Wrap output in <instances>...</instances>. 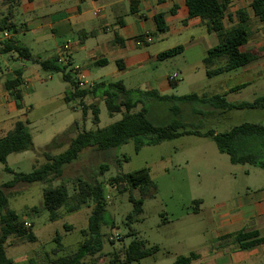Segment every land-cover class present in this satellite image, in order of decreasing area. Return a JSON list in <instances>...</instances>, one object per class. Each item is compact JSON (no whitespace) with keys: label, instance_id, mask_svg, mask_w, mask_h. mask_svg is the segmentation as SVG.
<instances>
[{"label":"rangeland","instance_id":"1","mask_svg":"<svg viewBox=\"0 0 264 264\" xmlns=\"http://www.w3.org/2000/svg\"><path fill=\"white\" fill-rule=\"evenodd\" d=\"M5 5V0H0V17L2 10L7 11ZM157 35V42H160L161 34ZM17 39L21 42L26 41L21 35ZM249 40L250 47L255 44L264 46V26L258 19L254 18L251 21ZM174 42L170 38L165 44L170 45ZM64 59L69 61L67 58ZM262 59L264 62V49ZM81 61L91 72L89 78L81 80L86 83L81 89H89L94 82L105 80L107 83L124 81L127 90L147 91L150 81L155 79L168 81L169 78L177 75L179 86L168 87L169 91L165 92V95H223L232 87L249 83L245 89L227 94V100L239 104L253 102L256 98L264 96V72L247 75L243 73V69H238L223 75L219 83L207 87L211 83L205 74V66L200 62L198 55L190 51L163 62L149 64L144 70L131 69L124 72L119 70V65L115 62L108 66L96 67L86 57ZM18 65L9 61V56L0 55V66L4 73L7 67L15 69ZM26 65L27 72L30 73L33 65L31 63ZM65 66L67 72L71 73L74 67ZM116 73L118 76H115ZM75 75L72 79L77 83L81 78ZM20 90H22L25 112L28 111L29 115L28 131L32 137L33 147L22 153L11 154L5 164L0 163V190L7 200V210L13 211L23 223L28 222L32 225L30 229L36 241L32 243L24 238H11L6 244V253L12 264H50L53 259L76 255L86 239L82 231L87 230L94 207V202L90 200L80 211L68 212V207L73 204L72 198L77 192L79 180L87 182L97 180L106 184L105 219L108 225L101 229L103 250L95 256H88L86 262L110 264L114 255L121 253V250L128 247L135 238L140 239L138 235L134 237L130 235V227L137 232L148 228L147 233L157 239V236H161L157 227H162L163 223L170 221L172 212L177 215L179 213L177 208L181 204L203 199L207 205H210L216 200L228 198L236 193L248 181L257 179V172L264 174V170L250 165L231 164L229 157L221 154L216 144L209 138L186 136L158 146L144 147L138 153L135 151L134 143L106 151L86 148L76 161L63 167V176L60 179H52L45 183H19L13 188H3L4 184L14 179L15 174H29L36 164H43L45 159L41 155L42 151L50 146L56 137L73 126L76 125L77 128H73V133L69 135L67 141L77 133L96 129L91 110L85 118L83 117L80 105L82 100L76 99L65 103L64 97L73 90V84L65 81L63 73H46L38 69L35 75L30 76V81L20 87ZM87 101L85 99L82 104L86 106H89L88 103L96 104L100 108L99 128H105L121 120V114L110 117L102 99L90 96V101L88 103ZM171 106L170 103L147 102L148 119L157 126L170 123L175 119ZM180 108V121L189 129L201 133L210 130L223 133L243 123L264 124V109L233 111L230 120L219 121V114L209 113L212 109L208 107L185 104ZM141 109L140 104L133 113ZM195 111H204L207 114L197 115ZM67 148L68 145H65L52 151V154L59 155ZM104 164L108 166V170L101 174L99 167ZM244 168L252 170L251 177L243 174ZM7 169L12 173L7 172ZM143 169L149 170L156 185L155 198L144 199L143 214L131 225L128 220L133 210L130 197L141 199L142 194L139 189H133L125 184L112 185V179L118 175H130ZM60 186L67 187L71 198L66 207L59 211V218L51 221L50 212L45 209L44 190ZM122 190L125 191L121 192ZM57 237L59 242L56 240ZM175 249L177 253L182 251L180 248ZM171 258L172 255H162V260L165 262H170Z\"/></svg>","mask_w":264,"mask_h":264},{"label":"crops","instance_id":"2","mask_svg":"<svg viewBox=\"0 0 264 264\" xmlns=\"http://www.w3.org/2000/svg\"><path fill=\"white\" fill-rule=\"evenodd\" d=\"M252 2L231 0L224 20L225 28L238 24L237 12L240 10H246L251 21L257 19L251 9ZM5 6L7 11L2 10L0 18L8 14V6ZM11 12L12 21L18 28L15 37H24L26 41L20 42L30 51L31 59L22 60L15 53L4 54L9 56V61L19 65L15 69L7 67L5 73L0 66V138L11 132L17 122H30L20 87L41 69L39 61L67 58L69 64H60L78 69L75 71L72 68L70 74L72 78L75 74L81 78L77 81L79 84L82 77L86 79L91 76L87 65L81 61L84 57L96 67L115 62L121 72L144 70L149 64L165 61L158 58L163 52L183 47L181 54L188 51L197 54L204 65L208 51L219 44L217 34L208 30L206 22L200 18H189L185 0H18ZM160 15L166 24L164 32L158 31L156 17ZM158 33L162 37L160 42H157ZM147 38L151 42H147ZM170 38L175 42L166 45ZM65 46H68V50L64 49ZM263 49L262 44L250 47L249 42L243 47L244 51L259 54L258 60L240 68L243 73L253 75L264 72ZM226 61V58L216 60L214 68L224 65ZM28 63L33 65L30 73L27 72ZM19 68L24 73L23 84L18 88L21 99L18 100L6 90L5 85ZM236 70L209 78L205 68L211 83L207 87L219 83L223 75ZM173 82L177 88V80ZM99 83L107 82L100 80L92 86ZM246 85L248 87L249 83ZM168 87H171L169 80L155 79L148 83L147 91H158L165 95ZM236 87L223 95L234 93L231 90ZM74 91L73 88L71 92ZM85 99L88 103L90 96ZM232 113L219 114V121L230 120ZM244 169L243 174L251 177L252 170ZM256 174L257 179L248 181L228 198L216 200L210 205L203 199L181 204L177 208V215L172 212L171 220L157 227V231L161 232L157 239L147 233L148 228L135 231L148 247L160 248L158 253L135 264H174L179 257L190 254L196 257L189 264H264V243L242 249L236 240L237 235L250 233H257L258 238L264 239V174ZM175 248L182 249L181 253L175 252ZM163 254L172 255L171 261L162 260Z\"/></svg>","mask_w":264,"mask_h":264},{"label":"trees","instance_id":"3","mask_svg":"<svg viewBox=\"0 0 264 264\" xmlns=\"http://www.w3.org/2000/svg\"><path fill=\"white\" fill-rule=\"evenodd\" d=\"M17 1L5 0L8 6V14L0 18V36L4 32H9L12 37L2 43L0 53H15L22 60H30V51L15 37L18 28L12 21L11 8ZM185 3L189 18H200L206 22L208 30L215 32L219 38V44L210 49L203 60L209 78L240 69L259 59L257 52L243 50L251 35V19L246 10L237 12L238 24L225 28L224 20L227 17L231 0H185ZM251 9L254 16L264 26V0H253ZM156 22L158 31L164 32L166 24L163 16H157ZM183 50V47H176L163 52L158 58L160 60L170 59L181 54ZM221 58H226V63L214 68L216 60ZM38 63L44 72L54 74L61 72L65 81L72 82L75 91L65 96L66 103L92 96L104 101L110 117L121 114L122 118L105 128H99V107L96 104L86 106L81 103L84 118L89 110L92 111L93 124L96 129L77 133L67 141L69 135L73 133V128L76 127V125L73 126L64 134L56 137L51 145L42 151L41 155L45 159L43 164H36L29 174H15L14 179L4 184L3 188H13L19 183H45L52 179H60L63 176V167L76 161L80 153L86 148L95 151H106L134 143L135 151L138 153L144 147L158 146L186 136L211 139L216 144L219 152L227 155L233 165H250L264 170V124L243 123L223 133H216L212 130L201 133L189 129L179 119L181 105H201L212 109L215 114H225L240 110L264 109V96L256 98L253 102L234 104L227 100V95L199 96L198 94H190L175 96L162 95L158 91L127 90L122 81L99 83L89 89H79L78 83L73 81L71 74L66 72L67 68L59 64L58 60H44ZM23 73L22 68L16 69L5 85L6 90L18 100L21 99L18 88L23 84ZM171 86L176 88L177 84L172 81ZM246 87L247 85L243 84L234 88L231 92L240 91ZM149 101L172 104L171 112L175 119L166 125H154L147 117V102ZM140 104L142 109L137 113H133V110ZM212 111L209 113H212ZM195 113L197 115L207 114L204 111H195ZM28 125L29 122H17L11 132L0 138L1 164H5L11 154L22 153L33 147ZM65 145H68L65 152L56 156L52 154V151ZM99 170L101 174H104L108 170V166L104 164L99 167ZM7 172L12 173L10 169H7ZM122 184L133 189H139L142 194L141 199L130 197L133 210L129 214L128 220L132 225L143 214L144 199L147 197L155 198L156 185L152 181L148 169L130 175H118L112 179V185L121 186ZM76 191L72 198L73 204L68 207L69 213L80 211L90 200L94 202L88 228L82 231L86 239L75 256L59 257L53 259L50 264H89L86 262L87 257L95 256L103 250L101 229L103 226L108 225L105 219L107 212L106 184L97 180L94 182L79 180ZM123 191L125 190L121 192ZM70 198L69 191L65 186L44 190L45 209L50 212L51 221H56L59 218V211L66 207ZM0 221V264H12L6 253L7 242L16 237L24 238L33 243L36 241V237L31 229L25 228L19 216L13 211L7 210V200L2 190H0ZM130 228V235L137 236L133 228ZM56 240L59 242V237ZM236 240L240 243L242 249H249L264 243V239L258 238L257 233L239 234L236 236ZM146 245L145 241L135 238L128 247L121 250V253L113 256L114 258L110 264H135L160 251L158 246L147 247ZM195 257V254H190L188 257L182 256L174 264H189Z\"/></svg>","mask_w":264,"mask_h":264},{"label":"built area","instance_id":"4","mask_svg":"<svg viewBox=\"0 0 264 264\" xmlns=\"http://www.w3.org/2000/svg\"><path fill=\"white\" fill-rule=\"evenodd\" d=\"M96 14H97V13H96ZM10 38H11V34H10L9 32H4V33L0 36V47L2 46V43H3V42L9 40ZM147 42H151V39H150V38H147ZM64 49H65V50H68V46H65ZM63 62H66V64H69V62H67V60H66V61H65V60H59V64H60V63H63ZM74 70L77 71L78 69L75 68ZM176 78H177V76L171 77V78H169V81H170V82L175 81ZM83 79H84V77H82V80H83ZM85 85H86V83L83 82V81H80L79 84H78L79 88H83ZM24 226H25V228H27V229H30V228L32 227V225H31L30 223H28V222H24Z\"/></svg>","mask_w":264,"mask_h":264}]
</instances>
